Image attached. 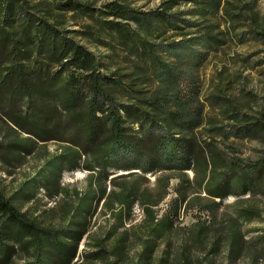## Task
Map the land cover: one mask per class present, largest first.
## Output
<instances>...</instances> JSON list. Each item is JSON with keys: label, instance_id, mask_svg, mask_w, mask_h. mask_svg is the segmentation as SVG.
Wrapping results in <instances>:
<instances>
[{"label": "trees", "instance_id": "obj_1", "mask_svg": "<svg viewBox=\"0 0 264 264\" xmlns=\"http://www.w3.org/2000/svg\"><path fill=\"white\" fill-rule=\"evenodd\" d=\"M68 19L78 28L64 27ZM250 40L264 43L258 0H161L150 9L123 0H0V112L19 132L65 147L12 196L0 190V264H15L21 253L20 264H86L79 245L103 199L143 207L149 236L135 264H152L156 241L178 228L181 211L195 218L181 230L187 246L205 253L198 264H216L208 258L220 251L223 264L238 260L243 226L260 210L235 204L227 216L218 211L229 196L264 195V154L245 160L219 141L253 137L264 121L229 96H202L198 72L210 54ZM1 148L33 149L20 141ZM84 165L89 187L75 192L65 223L44 225L15 203L34 201L40 187L56 196L63 172ZM114 170L155 174L154 188L141 189L136 179L108 192L106 182L120 176ZM125 210L116 212L117 229L131 215ZM259 239L264 247V229ZM96 247L80 254L89 264L116 249L103 239Z\"/></svg>", "mask_w": 264, "mask_h": 264}, {"label": "rangeland", "instance_id": "obj_2", "mask_svg": "<svg viewBox=\"0 0 264 264\" xmlns=\"http://www.w3.org/2000/svg\"><path fill=\"white\" fill-rule=\"evenodd\" d=\"M81 2L93 1L96 6L111 0H77ZM136 8L150 9L159 5L161 0H123ZM258 6L264 12V0H258ZM72 19L65 22L69 30L77 29ZM79 40V39H78ZM199 80L202 85V96L224 95L234 99L245 112L252 114L255 118L261 117L264 121V43L257 40H250L243 44L232 43L230 46L220 50L216 54H210L199 70ZM223 88H225L224 91ZM220 89V91H219ZM253 137L236 138L229 140L220 138L221 146L233 150L235 156L245 160L257 159L264 154V128L252 133ZM224 139V141H223ZM20 141L25 146L31 145V153L16 152L11 149L7 152L4 148L0 149V190L6 196H12L20 187L24 180L37 174L44 163L58 155L65 149L63 144L56 141H36L28 134L19 132L11 123L7 122L0 112V143L10 144ZM28 152V150H26ZM116 177L115 183L108 180L106 182L107 191L118 193L121 185L118 182H134L138 180L141 189L148 186L154 188L156 176L148 174L143 177L140 173L127 174L128 171L114 170ZM111 176V177H113ZM192 176V172H190ZM91 174L85 168L65 170L60 177L61 187L63 188L56 196L51 197L49 193L40 187L36 190V199L32 202H23L14 199L15 203L21 205L23 210H29L44 225L57 226L65 223V210L68 206L76 205L78 197L75 192L78 190L83 194L88 190V182ZM110 177V178H111ZM249 196V195H248ZM246 196L242 200H237L235 196L225 199L223 206L218 211V216H227L232 206L237 205H256L260 210L258 219L248 222L243 226V233L247 238L244 252L238 260H232V264H264V247L261 246L259 234L264 229V195L255 194L250 198ZM170 197V195H169ZM168 197V198H169ZM159 208L161 211L166 207V202ZM127 206L111 201L107 203L103 199L95 206L93 215L88 217V230L84 239L79 245V262L89 264L86 258H82L81 253H89L99 249L96 243L103 239V245L109 251L115 246L116 249L110 253H105L103 259L95 260L92 264H135L140 252L142 251L143 240L148 237V232L144 228L143 207L136 201L128 209ZM122 208L130 210L131 215L123 218L122 227L116 228L120 223L116 217V212ZM195 221L192 212L181 211L180 219L176 221L177 229L167 234L163 239L156 241L153 253L152 264H158L161 255L168 258L166 264H198L205 260V253L196 247L187 246L182 226L191 225ZM25 255L22 253L14 259L15 264L23 262ZM216 264L226 262V255L220 251L208 258Z\"/></svg>", "mask_w": 264, "mask_h": 264}]
</instances>
